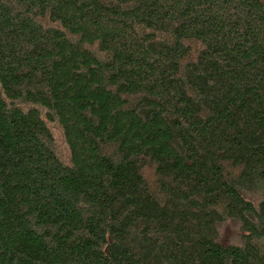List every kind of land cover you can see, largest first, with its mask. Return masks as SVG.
Here are the masks:
<instances>
[{
	"label": "trees",
	"instance_id": "trees-1",
	"mask_svg": "<svg viewBox=\"0 0 264 264\" xmlns=\"http://www.w3.org/2000/svg\"><path fill=\"white\" fill-rule=\"evenodd\" d=\"M0 264H264V0H0Z\"/></svg>",
	"mask_w": 264,
	"mask_h": 264
},
{
	"label": "rangeland",
	"instance_id": "rangeland-1",
	"mask_svg": "<svg viewBox=\"0 0 264 264\" xmlns=\"http://www.w3.org/2000/svg\"><path fill=\"white\" fill-rule=\"evenodd\" d=\"M59 146L61 142L58 141ZM220 241L224 244H240L242 242L243 231L241 225L237 221H228L222 224L219 229Z\"/></svg>",
	"mask_w": 264,
	"mask_h": 264
}]
</instances>
